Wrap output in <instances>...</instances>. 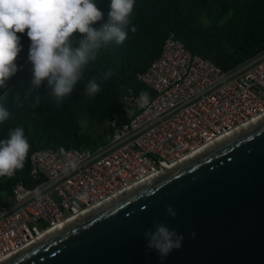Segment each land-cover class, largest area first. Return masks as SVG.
Instances as JSON below:
<instances>
[{
	"label": "built area",
	"instance_id": "built-area-1",
	"mask_svg": "<svg viewBox=\"0 0 264 264\" xmlns=\"http://www.w3.org/2000/svg\"><path fill=\"white\" fill-rule=\"evenodd\" d=\"M138 79L153 96L140 107L139 96L121 87L129 121L106 145L32 153L36 186L17 184L0 209V262L264 115V51L224 72L171 34Z\"/></svg>",
	"mask_w": 264,
	"mask_h": 264
},
{
	"label": "water",
	"instance_id": "water-1",
	"mask_svg": "<svg viewBox=\"0 0 264 264\" xmlns=\"http://www.w3.org/2000/svg\"><path fill=\"white\" fill-rule=\"evenodd\" d=\"M160 224L183 236L163 262ZM0 264H264V121Z\"/></svg>",
	"mask_w": 264,
	"mask_h": 264
},
{
	"label": "trees",
	"instance_id": "trees-1",
	"mask_svg": "<svg viewBox=\"0 0 264 264\" xmlns=\"http://www.w3.org/2000/svg\"><path fill=\"white\" fill-rule=\"evenodd\" d=\"M97 3L104 17L95 27L106 22L110 10L109 0H97ZM130 23L137 26V31L129 32L122 44L113 42L103 48L97 60L85 70V81L112 71V76L102 82L100 93L87 96L82 81L58 105L42 84L33 93L40 97L35 108L23 98L21 102L13 99L16 92L22 94L30 87L32 76V66L27 61L30 44L27 29L17 34L23 48L16 63L23 67L10 78L9 87L0 91V105L11 113L10 119L0 125V139L6 138L9 129L22 126L30 151L23 169L11 177H0V209L7 206L6 201L17 184L27 188L36 186L30 173L33 152L51 149L63 155L69 149L94 151L110 141L115 126L129 121L119 99L121 87L132 89L136 96L142 91L150 98L153 96L138 76L159 57L171 34L192 54L224 72L264 51V0H136Z\"/></svg>",
	"mask_w": 264,
	"mask_h": 264
},
{
	"label": "clouds",
	"instance_id": "clouds-1",
	"mask_svg": "<svg viewBox=\"0 0 264 264\" xmlns=\"http://www.w3.org/2000/svg\"><path fill=\"white\" fill-rule=\"evenodd\" d=\"M135 3L136 0H109L106 22L95 27L104 17L97 0H0V91L7 89L10 78L22 70L23 66L16 63L23 48L17 34L25 33L27 29L26 36L30 41L27 61L32 66V76L30 87L22 94L16 92L14 101L21 102L23 98L33 108L37 107L40 97L33 94L34 90L45 84L50 99L59 105L82 81L85 94L96 96L102 91V82L112 76V71L85 81V70L97 60L103 48L113 42L122 44L129 32L137 31V26L130 23ZM137 102L140 107L148 105L149 94L142 91ZM10 116L8 108L0 105V125ZM29 151L30 144L23 127L9 129L6 138L0 139V177H11L23 169ZM60 151L64 150L61 148ZM166 211L170 217H175L170 206ZM144 235L146 247L155 251L161 262L183 242L182 235L163 224Z\"/></svg>",
	"mask_w": 264,
	"mask_h": 264
},
{
	"label": "bare ground",
	"instance_id": "bare-ground-1",
	"mask_svg": "<svg viewBox=\"0 0 264 264\" xmlns=\"http://www.w3.org/2000/svg\"><path fill=\"white\" fill-rule=\"evenodd\" d=\"M262 121H264V115H262V116H260L259 118H257V119L255 120V122L250 123L249 125L244 126L243 128H240L237 132H233V133L229 134L228 136H226V137H224V138H222V139H220V140L215 141V142L212 143V144L206 145L205 147H203L201 150H199V151L196 152L195 154H193V155H191V156H188V157L185 158L183 161H181V162H179V163H176L175 165H173V166H172L171 168H169V169H164L162 172L158 173L156 176H153V177L150 178L149 180L144 181L141 185H138V186H136L135 188H131L130 190H127V191L124 192V194H122L121 196H118V197H116V198H113V199L109 200L108 202H105V203H103L102 205H99V206H97V207H95V208L89 209V210H87L86 212H84L83 214L78 215V216L72 218L71 220H69V221L63 223V224L60 225V226H57L56 228L52 229L48 234L44 235L40 240L36 241L35 243H33L32 245L26 247L25 249L19 251V252L16 253L15 255L19 254L20 252H22V251H24V250H26V249H28V248H30V247H33V246L37 245L38 243H41L42 241L46 240V239L49 238L50 236L56 234L58 231L64 230V229H66V228L72 226L73 224L77 223L78 221L82 220L83 218H85V217L89 216L90 214L94 213V212L97 211L98 209H101L102 207H105L106 205H108V204H110V203H112V202L118 200L119 198H121V197H123V196H125V195H127V194H129V193H131L132 191H134V190L140 188L141 186H144V185H146L147 183H149V182H151V181H153V180H155V179L161 177V176L164 175L165 173L172 171L174 168L184 165L185 163H187V162L193 160L195 157H199L200 155L206 153L207 151H209V150H211V149H213V148L219 146V145H220L221 143H223L224 141H226V140H228V139H231V138L237 136L238 134L244 132L245 130L249 129L250 127H252V126H254V125H256V124H258V123H260V122H262ZM15 255H12L11 257H13V256H15ZM11 257H9V258H11ZM9 258H7V259H9ZM7 259H6V260H7ZM4 261H5V260H4ZM2 262H3V261H2ZM2 262H0V263H2Z\"/></svg>",
	"mask_w": 264,
	"mask_h": 264
}]
</instances>
